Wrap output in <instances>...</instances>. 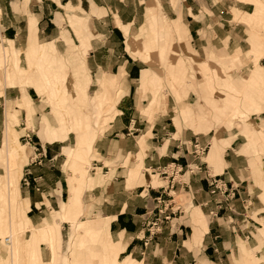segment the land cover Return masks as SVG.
I'll list each match as a JSON object with an SVG mask.
<instances>
[{
  "label": "crops",
  "instance_id": "0c3cea01",
  "mask_svg": "<svg viewBox=\"0 0 264 264\" xmlns=\"http://www.w3.org/2000/svg\"><path fill=\"white\" fill-rule=\"evenodd\" d=\"M217 2L222 4L217 5ZM230 2L0 0V46L7 47L0 49V64L6 65L10 58L12 62L17 61L20 56L21 66L31 65L29 56L38 45L40 55L45 56L52 51L62 56L75 52L89 69L92 79L103 80L99 83V98L105 91L117 96L122 87L115 104L119 113L109 117L108 132L97 139L98 135L92 137L96 139L94 148L100 156V160L92 164L104 174L98 175L96 181L88 179L89 184L99 182L91 192L93 199H87L93 200L88 211L94 218L108 219L107 225L104 222L92 229L98 233L105 227L111 239H107L104 249L103 237L97 243V255L101 256L97 264L111 263L116 252L112 249L114 244L115 248H120L116 256L118 264H264V150L249 148V144L247 147V138L241 133H223V140L230 135L234 137L228 145L222 146L210 135L212 130L195 132L185 126L180 117H175L169 92L165 106H153L150 84L145 86L147 91L142 87V73L159 62L156 58L150 63L139 55L133 57L127 45V40L137 38L142 26L148 27L147 17L153 12L158 24L177 20L184 28L183 45L177 42L176 47L171 46L177 49L179 56L183 52L185 58L193 59V55L201 57L204 51L213 49H241V44L233 46L235 26L231 27L232 19L226 20L224 16ZM253 2L238 1L236 5L250 12H244L243 16H259L255 12L256 4L263 1ZM245 28H239L241 40H244ZM158 34H163V30L159 29ZM225 38L228 39L226 46L221 44ZM161 46L164 47L158 43L157 48ZM258 49L261 47L252 45L248 51L255 53ZM18 50L21 51L19 56ZM177 59V65L181 64L182 59ZM103 73L107 75L104 79ZM108 77L112 80L107 81ZM31 88H26L30 97ZM4 93L8 97H21L18 86L5 87ZM38 93L40 97L41 92ZM8 107L11 108L9 104ZM259 114L264 134V109ZM44 136L53 142L56 133L44 132ZM195 143L208 149L206 161L202 155L198 158L194 154ZM48 144L43 145L42 151L46 162L31 163L28 167L30 185L25 187V197L29 206L36 209L58 205L64 192L63 182L59 181L61 176L56 171L62 152H54L51 143ZM80 146L79 139L68 149L65 165ZM55 147L63 148L61 144ZM25 169L23 167V171ZM60 172H64L63 169ZM109 173L110 178L101 179ZM207 175H216L234 191L231 210L225 205L220 209L216 207L218 196L211 195ZM74 198L71 192L68 201L62 203L65 218L74 206ZM163 204L171 218L159 233L149 236L148 226ZM28 217L31 223L43 218ZM48 223L46 220L40 224L37 232L44 233ZM64 224L67 222L63 221ZM9 231L12 234L7 244H11L13 251V230ZM76 231L75 239L80 243L85 234L82 224ZM78 258H86L84 249L79 251Z\"/></svg>",
  "mask_w": 264,
  "mask_h": 264
},
{
  "label": "rangeland",
  "instance_id": "374dc122",
  "mask_svg": "<svg viewBox=\"0 0 264 264\" xmlns=\"http://www.w3.org/2000/svg\"><path fill=\"white\" fill-rule=\"evenodd\" d=\"M238 1L254 2L231 0L226 7L227 13H224L226 20L232 19L231 27L235 26L233 46L241 44V49H213L204 51L201 57L193 55V59L185 58L183 52L179 56L177 49H171V46L176 47L177 42L183 45L184 28L177 20L158 24L153 12L147 17L148 27L142 26L137 38L127 40V45L133 57L139 55L150 63L156 58L159 62V65H151L142 73L141 84L144 91L148 90L145 86L150 84L152 101L155 102L153 106H165L169 92L175 117H180L185 126L192 127L195 132L212 130L210 135L213 134V139L222 146L228 145L234 137L230 135L223 140V133H241L247 138V147L251 145L249 148L264 150V134L258 119L264 109V60L261 62L264 57V13L261 11L264 0L256 4L255 12L259 16L251 17L242 15L250 12L237 7ZM243 26L246 28L244 40H241L239 28ZM159 29L163 30L160 36ZM227 40L225 38L221 44L226 46ZM158 43L164 47L157 48ZM252 45L261 49L255 53L248 51ZM36 47L29 56L31 65H20V50L17 51L19 60L12 62L10 58L6 65L0 64V264H97L101 257L97 255V243L103 237L104 249L107 239H111L105 227L100 228L98 233L92 229L104 222L107 225L108 219L94 218L95 215L88 211L93 200L87 199H93L91 192L99 183H95L96 178L104 174L92 164L94 160H100L94 143L108 132L109 117L119 113L115 104L122 87L117 96L105 91L100 103L99 83L103 80H93L89 69L75 52L62 56L52 51L45 56L40 55L39 46ZM140 48L143 49L141 54ZM177 58L182 59L179 65ZM103 76L107 75L103 73ZM106 80L110 81L112 77ZM17 86L21 97L5 96V87ZM28 86L32 87L29 90L31 97L26 92ZM38 92H41L40 97ZM28 122L32 127L28 126ZM51 131L56 133L53 142L47 141L44 136V132ZM92 137L96 139L92 140ZM79 139L80 150L65 165L68 149L74 147ZM5 141L10 147L8 155L3 150ZM48 143H51L54 152H62L57 159L59 170L56 171L61 176L59 181L63 182L64 192L58 205L54 203L48 209L45 206L36 209L33 205L29 206L25 197V187L30 185V179L28 184L23 182V167L28 169L31 164L34 147L40 156L35 163L44 164L43 145H50ZM60 144L62 149L55 147ZM207 150L202 155L205 161ZM12 162H15L14 165L8 167ZM138 167L141 171L142 166ZM62 169L64 172H60ZM89 178H95L94 183L89 184ZM107 178H110V173L101 177L102 180ZM71 192L75 195L76 207L68 210V218H65L66 209L62 203L68 201ZM28 215L43 218L38 223H31ZM46 220L49 223L44 233L37 232L38 226ZM63 221L67 224L62 225ZM80 224L85 234L78 243L75 236ZM9 229L13 230V251L5 241L12 234ZM81 249L86 251V258L79 260ZM112 249L116 252L111 263L103 264H118L116 256L120 248H115L114 244Z\"/></svg>",
  "mask_w": 264,
  "mask_h": 264
},
{
  "label": "built area",
  "instance_id": "2783aa9c",
  "mask_svg": "<svg viewBox=\"0 0 264 264\" xmlns=\"http://www.w3.org/2000/svg\"><path fill=\"white\" fill-rule=\"evenodd\" d=\"M30 139L28 140V142ZM30 143V142H29ZM34 157H31L30 163H35L38 158H40L39 154L36 153L37 148L34 147ZM194 154L198 156V158L203 155L205 151V147H199L197 143L193 145ZM23 171L22 179L25 184H28V179L30 175L29 169ZM207 183L210 186L211 195H217L218 199H216V207L218 209L222 208L225 205L230 210L232 209V200L234 198V191L228 189L225 184H223L216 175H207ZM160 198L157 199V202H160ZM165 205L163 204V208L157 209V215L150 222L148 226L149 236H153L159 233L162 227L170 220L171 216L166 214Z\"/></svg>",
  "mask_w": 264,
  "mask_h": 264
},
{
  "label": "bare ground",
  "instance_id": "6f19581e",
  "mask_svg": "<svg viewBox=\"0 0 264 264\" xmlns=\"http://www.w3.org/2000/svg\"><path fill=\"white\" fill-rule=\"evenodd\" d=\"M52 133H55L54 131H51ZM53 137H56V136H53ZM52 137V138H53ZM47 138H49L50 139V137H47ZM7 141V140H6ZM6 141H5V143H4V145H3V150H4V152L6 153L7 152V155H8V153H9V151H10V147H8L7 146V143H6ZM12 150H13V148H11ZM12 161V160H11ZM10 161V162H11ZM15 163V162H14ZM14 163L12 162V163H9V165L10 166H8V167H12L13 165H14ZM8 185H9V183H8ZM71 200V199H70ZM43 228V227H42ZM5 241L6 242H8L9 241V238L7 237V238H5ZM10 243H8V245H9ZM10 247H11V244H10Z\"/></svg>",
  "mask_w": 264,
  "mask_h": 264
}]
</instances>
